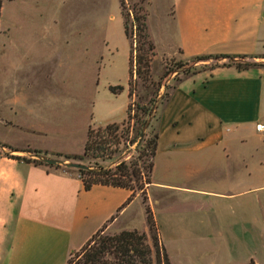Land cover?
<instances>
[{"label": "crops", "instance_id": "0c3cea01", "mask_svg": "<svg viewBox=\"0 0 264 264\" xmlns=\"http://www.w3.org/2000/svg\"><path fill=\"white\" fill-rule=\"evenodd\" d=\"M145 1L155 57L227 55L239 62L264 54V0ZM222 63L182 75L149 121L156 138L146 205L169 264V246L195 251L204 231L213 233L227 218L244 226L264 219V132L255 129L264 124V63ZM12 91L0 107L7 132L0 143L23 151L0 147V264H67L119 216L144 231L137 192L102 184L85 189L73 170L3 154L32 159L28 149L64 161L55 155H80L88 128L125 119L127 86L119 113L116 94L95 93L78 122L66 110L73 94L62 99V111L58 88L23 81Z\"/></svg>", "mask_w": 264, "mask_h": 264}, {"label": "rangeland", "instance_id": "374dc122", "mask_svg": "<svg viewBox=\"0 0 264 264\" xmlns=\"http://www.w3.org/2000/svg\"><path fill=\"white\" fill-rule=\"evenodd\" d=\"M123 12L127 14L129 30L133 10L141 8L147 14L145 0H123ZM134 37V32L131 33ZM134 46V42L132 44ZM128 40L123 34L122 18L118 0H2L0 7V107L17 84L38 83L46 90L59 89L60 106L63 111L64 98L74 95L75 102H67V113L76 114V121L85 115V106L91 95L97 93L100 99L109 92L108 86L119 85L122 90L127 80ZM241 64L264 63V57L241 58ZM211 58L189 61L176 57H155L150 60V79L155 83L163 73L169 77V88L183 74L180 69L199 70L225 62ZM183 66L175 68L176 63ZM134 68V66H133ZM161 85V86H162ZM159 87L156 102L164 93V86ZM116 94L118 113L125 106V93ZM154 88L137 85L130 101L146 103L152 99ZM122 92V93H121ZM69 94V95H68ZM68 95V96H67ZM67 96V97H65ZM82 106V109L81 107ZM115 109V105H114ZM118 128L104 127L91 130V140L104 141L102 149L90 150L81 159L67 160L84 165H112L134 151L136 137L135 118L132 116ZM120 116V115H119ZM147 137L154 133V126L147 129ZM0 126V138L6 135ZM13 134H19L14 131ZM135 140V142H131ZM141 160L138 161L140 163ZM146 186V185H144ZM139 200L143 208L146 205L145 192L140 191ZM134 214V213H133ZM145 216V214H144ZM232 219H225L223 224L214 228L213 233L204 231L203 240L198 249L180 250L169 246L172 264H246L249 260L264 264V219L249 218L246 226L233 225ZM127 225L122 216L101 229L100 235H115L123 230L141 232L139 225ZM107 259H109L107 257ZM67 264H83L80 250L70 254Z\"/></svg>", "mask_w": 264, "mask_h": 264}, {"label": "trees", "instance_id": "16d2710c", "mask_svg": "<svg viewBox=\"0 0 264 264\" xmlns=\"http://www.w3.org/2000/svg\"><path fill=\"white\" fill-rule=\"evenodd\" d=\"M0 0V7H1ZM123 0H118L119 12L122 18L123 34L128 40V54H127V98L128 103L125 107V121L128 122L131 119V112L134 111L132 116L137 117L138 113L141 117L135 118L136 140L139 137V132L145 125L148 117L153 118L155 110L162 101L168 97L169 88L164 87V93L160 95V100L156 102L155 97L158 95V89L163 83V79L166 78L167 72L163 73L159 81L153 83L150 79V60L154 56L153 43L149 37L146 26V12L141 8L133 10L131 15L129 30L127 24V14L123 12ZM134 32V37H131V33ZM134 42V46L132 45ZM264 57V54L261 55ZM211 58L215 61L225 59L223 65L234 64L236 67H247L255 65L256 63L241 64L239 62L231 61L230 56L227 55H199L188 58L189 61L202 60ZM245 58V57H242ZM253 58V57H249ZM218 64L214 63L206 68L216 67ZM261 65V64H259ZM134 66V68H133ZM183 66L182 63H176L175 68ZM183 75L193 73L194 70L190 68L179 70ZM151 86L154 88L152 92V99H148L146 103L139 104L138 102L130 101V97L134 88L137 86ZM122 90L119 85L108 86V91L112 94H118ZM123 120V121H124ZM120 123H111L104 126V129L110 127L118 128ZM150 121V120H149ZM149 128V122L144 130L141 140L135 145L134 151L136 156H130L126 160L124 158L116 161L112 165H87V169H71L73 170L79 179L82 181L85 189L89 188L92 184L110 185L113 187H122L132 191V193L140 191L143 196L145 192L146 184L150 182V172L152 165V157L155 151V138L156 134L153 133L151 137H147V129ZM91 130L88 128L86 140L83 145V150L80 155H63L56 154L55 156H61L65 160L81 159L90 150H99L103 147L100 146L104 141L91 140ZM132 143L135 140L131 141ZM0 147L6 148L9 152L23 151L13 149L0 143ZM29 154H39L36 150H25ZM9 152L3 153L4 155L25 161H32L33 163L42 164L51 167H59L58 165H47L35 158L20 157L17 155H11ZM141 160L140 163L138 161ZM146 229L141 232L136 230H123L115 235H100L98 230L95 232L79 249L81 252V261L83 264H169L166 252L161 244L156 226L151 216V212L148 207L144 208ZM107 257L109 259H107ZM246 264H254L252 260H249Z\"/></svg>", "mask_w": 264, "mask_h": 264}, {"label": "water", "instance_id": "95a60500", "mask_svg": "<svg viewBox=\"0 0 264 264\" xmlns=\"http://www.w3.org/2000/svg\"><path fill=\"white\" fill-rule=\"evenodd\" d=\"M150 118L151 117H148L145 125L140 130L139 137H138L135 145L141 140L143 133H144V130H145ZM29 155L32 156L33 158L39 160L40 162L47 164V165H58V166L68 167L71 169H87L86 165L79 163V162L64 161V160L59 159V158L47 157V156L42 155V154H29Z\"/></svg>", "mask_w": 264, "mask_h": 264}, {"label": "built area", "instance_id": "2783aa9c", "mask_svg": "<svg viewBox=\"0 0 264 264\" xmlns=\"http://www.w3.org/2000/svg\"><path fill=\"white\" fill-rule=\"evenodd\" d=\"M170 79H172V77H169L168 79H166L165 82H164V84L161 87H163V86L165 87V85L169 83ZM255 129L257 131L264 132V124H256L255 125Z\"/></svg>", "mask_w": 264, "mask_h": 264}]
</instances>
